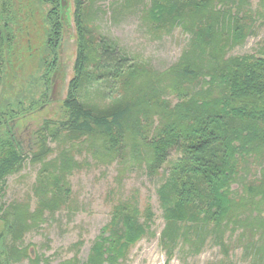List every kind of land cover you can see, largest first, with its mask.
Wrapping results in <instances>:
<instances>
[{
    "label": "trees",
    "instance_id": "trees-1",
    "mask_svg": "<svg viewBox=\"0 0 264 264\" xmlns=\"http://www.w3.org/2000/svg\"><path fill=\"white\" fill-rule=\"evenodd\" d=\"M74 1L77 58L66 120L39 125L28 155L10 126L0 146L1 198L10 177L28 163L40 166L34 211L29 202L0 205V264H50L20 244L47 222V212L68 205L82 152L102 165L118 163L120 177L140 170L153 179L163 170L157 194L169 258L178 247L198 254L208 242L228 255L227 237L241 231V244L264 264V51L230 55L254 35L262 12L248 0H114L113 22L134 12L157 37L177 29L188 36L179 61L158 73L101 33L105 0ZM41 2L51 6L45 15L50 70L71 37L68 0ZM49 139L59 145L53 158ZM173 152L179 157L170 161ZM153 218L151 204L144 210L117 204L85 264L125 260L133 245L155 236ZM66 264L80 263L75 257Z\"/></svg>",
    "mask_w": 264,
    "mask_h": 264
},
{
    "label": "rangeland",
    "instance_id": "rangeland-1",
    "mask_svg": "<svg viewBox=\"0 0 264 264\" xmlns=\"http://www.w3.org/2000/svg\"><path fill=\"white\" fill-rule=\"evenodd\" d=\"M40 1L0 0V146L9 138L7 128L10 126L27 155L33 148L34 132L39 125L45 120H66L64 102L69 83L75 76L77 58L75 1L68 0L64 7L68 11L65 16H68L66 22L71 37L65 39L54 68L49 70L54 58L46 45L48 29L45 15L51 6ZM113 1L99 3L107 12L104 17L101 16V33L116 41L136 64L158 73L173 67L183 55L188 36L177 29L171 35L157 37L134 12L113 22L109 10ZM248 1L254 11L260 10L264 15L262 0ZM262 51L264 17L257 20L254 35L242 46L233 49L230 55H257ZM45 94L47 97L44 98ZM70 145L67 144L66 150ZM48 146L54 151L59 145L49 139ZM58 154L55 152L51 158ZM178 157L179 154L173 152L170 161ZM75 160L78 164L70 176L72 195L68 205L54 215L47 212V222L28 233L20 244L21 247H29L33 257L36 254L50 260V264H66L77 257L80 264H85L94 242L110 222L113 208L119 203L129 202L137 204L141 210L151 204L154 213L151 232L155 236L145 237L133 245L126 259L119 264L259 263L251 256L246 243L241 244V231L227 237L228 255L208 242L198 254L178 247L173 257L169 258L161 240L165 221L157 194L163 181V170L153 179L140 170L120 177L118 163L102 165L87 152L78 153ZM39 169L40 166L28 163L20 173L10 177L4 197H0V205L29 202L31 211H34L37 199L33 186ZM21 264L29 262L26 260Z\"/></svg>",
    "mask_w": 264,
    "mask_h": 264
},
{
    "label": "flooded vegetation",
    "instance_id": "flooded-vegetation-1",
    "mask_svg": "<svg viewBox=\"0 0 264 264\" xmlns=\"http://www.w3.org/2000/svg\"><path fill=\"white\" fill-rule=\"evenodd\" d=\"M21 143V142H20Z\"/></svg>",
    "mask_w": 264,
    "mask_h": 264
}]
</instances>
